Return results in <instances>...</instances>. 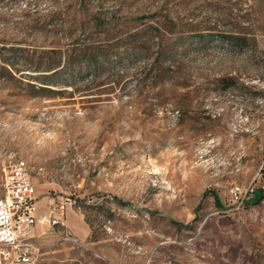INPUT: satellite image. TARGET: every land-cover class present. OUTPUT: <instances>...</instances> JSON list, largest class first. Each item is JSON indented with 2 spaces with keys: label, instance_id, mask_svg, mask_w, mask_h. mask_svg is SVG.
Instances as JSON below:
<instances>
[{
  "label": "rangeland",
  "instance_id": "obj_1",
  "mask_svg": "<svg viewBox=\"0 0 264 264\" xmlns=\"http://www.w3.org/2000/svg\"><path fill=\"white\" fill-rule=\"evenodd\" d=\"M12 157L88 233L37 223L34 264H264V196L228 210L264 165V0H0V196Z\"/></svg>",
  "mask_w": 264,
  "mask_h": 264
},
{
  "label": "built area",
  "instance_id": "obj_2",
  "mask_svg": "<svg viewBox=\"0 0 264 264\" xmlns=\"http://www.w3.org/2000/svg\"><path fill=\"white\" fill-rule=\"evenodd\" d=\"M28 166V163H21L13 157L10 164L1 163L3 195L0 196V264H34L33 257L37 248L31 238L37 223L66 227L63 220L66 202L50 199L48 212L38 214L36 189L33 175L28 174ZM259 175L264 179V165L253 179H259ZM254 180L246 185L231 186L228 210L237 211L251 199L256 189Z\"/></svg>",
  "mask_w": 264,
  "mask_h": 264
},
{
  "label": "trees",
  "instance_id": "obj_3",
  "mask_svg": "<svg viewBox=\"0 0 264 264\" xmlns=\"http://www.w3.org/2000/svg\"><path fill=\"white\" fill-rule=\"evenodd\" d=\"M102 51L99 50H90V51H83L82 55L85 56L84 61L88 63L87 68L90 71H97L100 66V56L102 55ZM70 62V61H69ZM57 66H53L52 69H56ZM57 70H54L53 72L55 73ZM264 196V188H256L254 191L253 196L251 199L248 201H253V202H258L262 197ZM215 202L218 203V199L215 196Z\"/></svg>",
  "mask_w": 264,
  "mask_h": 264
},
{
  "label": "crops",
  "instance_id": "obj_4",
  "mask_svg": "<svg viewBox=\"0 0 264 264\" xmlns=\"http://www.w3.org/2000/svg\"><path fill=\"white\" fill-rule=\"evenodd\" d=\"M67 212V211H66ZM66 215H67V213H66ZM65 219H64V224H65ZM66 225V227H70V229H71V231L72 232H74V233H76V234H78V235H80V236H82V237H86L87 236V232L86 233H82V231H81V229H80V227L79 226H81L80 224H78L77 226H74V225H69V224H65ZM84 227H85V225H84ZM84 227H83V229H84ZM4 264H7V263H4ZM16 264H24V263H16Z\"/></svg>",
  "mask_w": 264,
  "mask_h": 264
},
{
  "label": "bare ground",
  "instance_id": "obj_5",
  "mask_svg": "<svg viewBox=\"0 0 264 264\" xmlns=\"http://www.w3.org/2000/svg\"><path fill=\"white\" fill-rule=\"evenodd\" d=\"M18 160H20L21 163H27L25 159H18ZM29 167L30 165L28 166V174L32 175V172Z\"/></svg>",
  "mask_w": 264,
  "mask_h": 264
}]
</instances>
